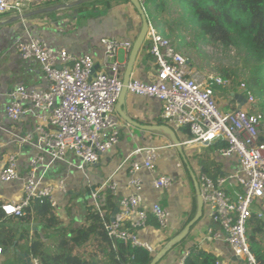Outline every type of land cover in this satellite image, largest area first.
<instances>
[{
    "label": "built area",
    "instance_id": "obj_1",
    "mask_svg": "<svg viewBox=\"0 0 264 264\" xmlns=\"http://www.w3.org/2000/svg\"><path fill=\"white\" fill-rule=\"evenodd\" d=\"M36 0H0V15L21 16ZM144 5L146 0H138ZM147 51L154 61L153 80L130 79L126 91L131 95L157 100L161 105L160 120L174 133L187 128L189 138L183 145L223 142L219 154L236 158L239 169L235 173L210 178L199 174L197 189L202 208L213 223L206 229L207 238L224 242L240 264H259L249 247L247 223L252 215L264 222V116L257 110V102L245 83L238 89L248 108L223 111L216 98V89L227 88L220 77L203 76L194 71L187 57L158 33L149 21ZM103 71L94 72V60L89 55H75L61 47H54L41 37L18 39L17 56L39 64L45 87L42 89L15 86L8 94L4 117L12 124L33 118L34 125L17 138L18 148L32 146L26 168L21 169L18 154H1L0 186L21 182V196L17 201L0 203L5 217L22 218L34 200H46L57 207L56 195H67L65 180H46L48 171L68 162L78 161L77 170L98 163L101 155L111 151L119 142L115 106L122 90V66L117 60L119 50L130 52L132 42L102 39ZM173 148L175 145H172ZM142 156L141 161L130 160ZM159 148L146 146L132 151L120 164L129 176L127 187L132 193L119 196L117 183L106 179L90 193L92 206L99 210L107 192L117 200L113 221L104 224L112 241L152 247L138 238L149 217L161 232L170 226V211L159 203L148 208L141 196L142 181L138 172L153 176L151 187L163 191L172 186L169 175L156 174ZM70 162V161H69ZM128 163V164H125ZM102 214V213H101ZM2 249L0 248V254ZM188 253L181 258L183 264ZM31 264H41L32 257ZM216 264H219L218 262Z\"/></svg>",
    "mask_w": 264,
    "mask_h": 264
},
{
    "label": "crops",
    "instance_id": "obj_2",
    "mask_svg": "<svg viewBox=\"0 0 264 264\" xmlns=\"http://www.w3.org/2000/svg\"><path fill=\"white\" fill-rule=\"evenodd\" d=\"M0 23L1 154L4 156L16 152L20 167L24 170L30 157L37 154V150L32 146H23L19 149L17 138L30 130L34 121L28 116L20 123L12 124L4 117V108L9 102V92L15 86L42 89L45 84L39 64L25 62L17 56L16 41L29 36L41 37L49 45L64 48L72 54L89 55L94 60V72L98 73L104 69L101 40L115 39L133 43L139 32L141 20L136 10L126 0H36L21 16L0 15ZM148 45L146 39L136 58L130 79L145 82L153 80L155 65L148 54ZM175 49L177 50L176 47ZM128 54L122 49L118 51L117 60L122 66V76ZM226 91L216 89V98L223 111L236 110L239 107L248 108V105L239 103L234 98V94L242 95L239 89L232 90L229 94ZM121 109L136 125L127 123L116 113L119 142L115 148L101 155L98 163L85 166L83 172L76 168L78 161L68 158L65 164L51 168L46 180L58 178L65 180L67 195H56L57 207L53 210L60 220L58 229L74 230L86 222L87 208L92 205L90 198L92 187L98 188L100 183L109 178L117 183L120 197L132 193V189L127 187L129 176L126 167L119 169L120 164L139 147L159 148L156 174L171 176L172 186L163 191L154 190L151 187L153 176L144 170L136 175L142 181L143 205L148 208L153 203H159L170 211V226L166 232H161L157 223L149 217L146 227L137 233L141 241L152 247L153 251L150 254L154 258L197 215L199 201L196 183L199 174L216 178L219 175L237 172L239 166L236 158L221 157L217 144L183 145L189 138L187 128L175 133L181 153L173 148L171 138L164 132L140 129L137 125H164L159 118L161 105L153 98L126 93ZM130 160L141 161L142 156H133ZM21 187V182L1 185L0 203L19 200ZM112 202L117 209V200L112 198ZM8 218L3 220V224L15 233L16 239L23 230H28V238L19 241L16 247L3 249L0 264H31L32 256L28 253L27 247L35 236H38L50 252L55 250L57 236L52 230H44L38 222H31L25 226L19 222L20 218ZM209 226H213V223L202 208L201 217L189 228L186 237L165 253L157 264H180L185 253L189 255L199 251L211 254L219 264H240L224 242L207 238L205 231ZM91 243L92 238L81 250L91 251Z\"/></svg>",
    "mask_w": 264,
    "mask_h": 264
},
{
    "label": "trees",
    "instance_id": "obj_3",
    "mask_svg": "<svg viewBox=\"0 0 264 264\" xmlns=\"http://www.w3.org/2000/svg\"><path fill=\"white\" fill-rule=\"evenodd\" d=\"M169 2L176 3L183 10L181 18L195 27L197 38L224 49L232 47L243 52L244 60L250 64V77L245 84L256 99L257 110L264 116V0H146L143 9L148 21L159 33H170L171 28L151 9L164 10ZM260 141L264 142V134ZM214 144L219 148L224 146L220 141ZM102 196L99 210L90 205L85 224L69 231L58 229L60 220L46 200L32 201L19 222L25 226L38 222L44 230H52L57 236V245L50 252L35 236L28 244V253L38 258L41 264H150L153 257L145 248L108 238L104 224L110 220L115 204L107 192ZM4 219L9 218L0 212L2 250L27 240L28 230H23L16 239L15 233L4 226ZM246 233L250 250L258 263L264 264V222L252 215ZM91 238V251L81 250ZM194 253H190L183 264H216L211 254Z\"/></svg>",
    "mask_w": 264,
    "mask_h": 264
},
{
    "label": "rangeland",
    "instance_id": "obj_4",
    "mask_svg": "<svg viewBox=\"0 0 264 264\" xmlns=\"http://www.w3.org/2000/svg\"><path fill=\"white\" fill-rule=\"evenodd\" d=\"M151 11L171 28L170 33H158L188 58L194 71L206 77H220L226 80L227 94L237 90L240 83L247 82L250 77V64L244 60L241 50L232 47L224 49L197 38L195 27L181 18L183 10L176 3L169 2L166 9Z\"/></svg>",
    "mask_w": 264,
    "mask_h": 264
},
{
    "label": "water",
    "instance_id": "obj_5",
    "mask_svg": "<svg viewBox=\"0 0 264 264\" xmlns=\"http://www.w3.org/2000/svg\"><path fill=\"white\" fill-rule=\"evenodd\" d=\"M137 12V14L140 17L141 20V24H140V29L139 32L136 36V38L134 39L132 46H131V50L128 54V59L124 68V73L122 76V90L121 93L118 97L116 106H115V110L116 113L118 114V116H120V118H122L124 121H126L127 123H130L132 125H136L132 120H130L122 111V105L124 104V100H125V96H126V86L130 80V76H131V72L133 69V66L135 64L136 58L139 54V52L141 51L144 41L146 40V36H147V32H148V28H149V21H148V17L142 7V5L140 4V2L138 0H126ZM1 24V23H0ZM234 98L235 100H237L239 103H245V98L243 95H238V94H234ZM242 106V105H240ZM241 108V107H239ZM140 129L142 130H147V131H162L165 134H167L173 144L175 145V148L181 153V148H180V144L178 139L176 138L175 133L173 132V130L165 125H160V126H139L137 125ZM197 185V184H196ZM91 190H94V187L91 188ZM197 193L199 195L198 189H197ZM198 201H199V209H198V213L195 216V218L183 229V231L178 234L175 238H173L151 261L150 264H157L158 261L162 258V256L167 253L172 247H174L176 244H178L179 242H181L182 239H184L188 233L189 228L201 217L202 215V203L201 200L198 196ZM117 213V209L114 210V212L111 215L110 221H113V217L114 215ZM236 259V258H235Z\"/></svg>",
    "mask_w": 264,
    "mask_h": 264
},
{
    "label": "clouds",
    "instance_id": "obj_6",
    "mask_svg": "<svg viewBox=\"0 0 264 264\" xmlns=\"http://www.w3.org/2000/svg\"><path fill=\"white\" fill-rule=\"evenodd\" d=\"M226 89V88H225Z\"/></svg>",
    "mask_w": 264,
    "mask_h": 264
}]
</instances>
